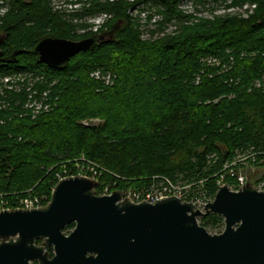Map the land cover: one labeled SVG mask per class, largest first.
<instances>
[{"label": "trees", "instance_id": "obj_1", "mask_svg": "<svg viewBox=\"0 0 264 264\" xmlns=\"http://www.w3.org/2000/svg\"><path fill=\"white\" fill-rule=\"evenodd\" d=\"M61 1L79 5L0 0V195L11 202L45 196L46 205L58 166L79 156L106 170L97 194L102 185L120 192L168 179L212 199L219 172L238 155L264 168V0ZM187 1L247 7L173 37L142 39L130 10L184 24ZM103 14L100 35L79 32L83 20ZM110 32L62 68L40 64L32 52L44 37L80 41ZM90 118L103 124L80 123ZM233 182L226 177V186ZM198 222L211 234L224 226L216 214Z\"/></svg>", "mask_w": 264, "mask_h": 264}, {"label": "water", "instance_id": "obj_2", "mask_svg": "<svg viewBox=\"0 0 264 264\" xmlns=\"http://www.w3.org/2000/svg\"><path fill=\"white\" fill-rule=\"evenodd\" d=\"M108 38L49 36L32 52L57 69ZM96 186L69 177L54 186L46 205L0 212V264H264V191L251 183L237 191L221 186L203 212L176 197L135 204L119 191L97 196ZM210 214L223 219L218 234L198 223Z\"/></svg>", "mask_w": 264, "mask_h": 264}, {"label": "built area", "instance_id": "obj_3", "mask_svg": "<svg viewBox=\"0 0 264 264\" xmlns=\"http://www.w3.org/2000/svg\"><path fill=\"white\" fill-rule=\"evenodd\" d=\"M130 3H133L135 0H127ZM227 3H230V1H227ZM199 6L204 7L207 6L209 7V11L211 14L213 13V6L210 3H205L204 6L202 5H194L192 1H187L185 2L181 7V13L184 15H188V13L193 12L196 8ZM221 7V6H220ZM247 6H243L242 9L238 8H231V9H237V10H242L241 13L246 9ZM230 9V8H229ZM130 13L133 14L134 17H137L140 21L142 19L147 22L148 20H154V24H173L175 21L173 20L171 23L168 22H161L163 20V16L160 15L159 13H155L154 11H143L138 9L136 6L135 9L130 10ZM150 18V19H148ZM88 20L96 21L100 20L101 22H96L94 24L93 28H89V31L95 33L98 32L102 25L106 22L108 19L106 15H97L94 17H89L87 18ZM143 28V24H141ZM83 30L82 32H85ZM143 31V30H142ZM81 32V33H82ZM144 35V33H142ZM36 112V111H35ZM247 159V156H242L238 155L233 161L229 163H225L221 171L219 172L220 179L217 181V186L218 189L221 186H224L225 184L223 183V179L225 180L227 176L231 178L234 183L231 186H227L229 190L231 191H237L241 186L247 183V180L244 176H241L236 173L235 167L237 166L238 163L243 162L245 158ZM252 157V155H250ZM106 172L102 167L97 165L94 162H91L89 160H86L84 157L78 158L73 166L69 167L66 163L61 164V168L59 169L58 172L55 173L54 179L56 184L59 181H62L66 178L69 177H75V176H81L85 178H89L97 183L96 189L98 188V181L101 178L102 174ZM226 186V185H225ZM255 188L258 191H264V182L254 185ZM189 187L190 186H179L178 184H174L168 179H165L160 182H156L155 184L151 185L149 189H137V190H132V189H125L123 191H120L122 194V199H128L132 203L139 204L142 202L154 204L160 200H163L165 198L169 197H176L180 199L182 202L186 203H191L193 204L194 208L203 212V209L206 204L209 202H212L213 198H207L204 193H198V194H191L189 193ZM95 189V192H96ZM53 190V189H52ZM113 192L110 185H102L100 192L96 195L97 196H109ZM46 200L45 196L42 197H27V198H22L18 200L17 202H11L7 199L5 195H0V212H3L5 210H12V209H37L40 208L44 205H42V202ZM13 207V208H11ZM200 219V218H199ZM198 219V220H199ZM199 223V222H198Z\"/></svg>", "mask_w": 264, "mask_h": 264}, {"label": "rangeland", "instance_id": "obj_4", "mask_svg": "<svg viewBox=\"0 0 264 264\" xmlns=\"http://www.w3.org/2000/svg\"><path fill=\"white\" fill-rule=\"evenodd\" d=\"M53 3L55 4V6L61 7V9H65V8L66 9H71V8L73 9L76 7V6H67L61 0H53ZM208 8L209 7H207V6H204V7L199 6L193 12H191L192 11L191 10L190 13H188V15H187L188 21H185L184 24L174 22L173 24H165V25L159 24V25H157V24H154V20L145 22L142 19V21H140V23L144 25L142 28V30H143L142 32L144 33V35H142V39L147 41V42H154V41H158V40H161L163 38H166V37H173V36H176L179 33H181L184 26H192L196 23H199L200 21H212L215 17H222V16H226V15L231 16V15H235L237 13L242 12V10L229 9V8H226L225 6H221V7H217L216 9L213 8V13L211 14V12L209 11ZM0 13H2V11H0ZM96 22H101V21L100 20L96 21V19L94 21L88 20V19L83 20L82 23L87 26V27H84L86 29L85 32L89 31L90 27L93 28V26ZM96 25H98V23H96ZM85 29H82L79 32L81 33ZM80 123L84 126L96 127V126L103 124V120L100 118H90L87 120H82ZM81 157L79 156L73 160H69L67 162V165L69 167L73 166L75 161ZM237 166H238V169L235 170L236 173L241 175V176H244L247 180V183L257 185V184L264 182V168L263 167H253L248 162V159H246V158L243 160V162L238 163ZM58 167L61 168V165H59ZM218 179H220L219 174H218ZM223 183L225 184L224 179H223ZM231 185H229V186H231ZM223 228H224V226H223ZM223 228L221 230H223ZM215 234H217V233H215Z\"/></svg>", "mask_w": 264, "mask_h": 264}, {"label": "flooded vegetation", "instance_id": "obj_5", "mask_svg": "<svg viewBox=\"0 0 264 264\" xmlns=\"http://www.w3.org/2000/svg\"><path fill=\"white\" fill-rule=\"evenodd\" d=\"M54 4V3H53ZM67 6H71L69 3H65ZM79 4H76L75 6H78ZM4 12V10H2V13ZM95 34L100 35L98 32H95ZM106 35V34H103ZM113 35V32H110L109 34L106 35V37H111Z\"/></svg>", "mask_w": 264, "mask_h": 264}]
</instances>
